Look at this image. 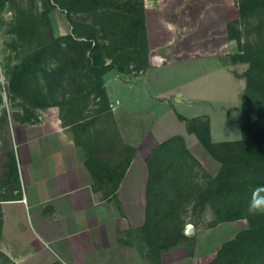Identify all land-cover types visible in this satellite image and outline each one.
Here are the masks:
<instances>
[{"label": "rangeland", "instance_id": "obj_1", "mask_svg": "<svg viewBox=\"0 0 264 264\" xmlns=\"http://www.w3.org/2000/svg\"><path fill=\"white\" fill-rule=\"evenodd\" d=\"M204 53L215 63L158 71L177 74L172 83L198 98H215L217 107L182 112H211L213 140H230L209 148L189 132L161 143L154 238L161 249L187 246L198 264H264V237L254 235L264 221L254 228L256 218L240 215L237 189L264 179L245 149L264 147V0H0V137L10 120L19 128L39 122L48 106L67 121L96 118L106 68L138 74ZM227 188L236 197L219 202ZM0 264L12 263L0 253Z\"/></svg>", "mask_w": 264, "mask_h": 264}, {"label": "crops", "instance_id": "obj_2", "mask_svg": "<svg viewBox=\"0 0 264 264\" xmlns=\"http://www.w3.org/2000/svg\"><path fill=\"white\" fill-rule=\"evenodd\" d=\"M211 56L158 62L138 74L107 70L96 118L67 121L48 106L39 122L19 128L10 120L0 137V253L12 264H198L187 246L158 253L152 171L163 141L189 135L178 114L208 118L214 142L230 139L213 140L211 112H182L217 107L215 98H198L172 83L177 74L158 70L205 68Z\"/></svg>", "mask_w": 264, "mask_h": 264}, {"label": "trees", "instance_id": "obj_3", "mask_svg": "<svg viewBox=\"0 0 264 264\" xmlns=\"http://www.w3.org/2000/svg\"><path fill=\"white\" fill-rule=\"evenodd\" d=\"M110 68H106L105 72L109 70ZM104 72V73H105ZM101 74L100 77V84H102V91L98 95L100 96V99H105V91L103 88V74ZM246 112V110H242V114ZM178 117L180 119H183L186 121L187 129L189 132H193L199 140L206 145V147H215L217 145H225L226 143L223 142H214L211 139L210 136V125H209V119L208 118H201V117H196L193 119H187L184 116L178 114ZM249 153H247V157L249 160V166L252 169L251 171H264V147L263 144H257L253 143L252 145H248L245 148ZM224 171H228L225 169ZM238 192L240 191V197L243 199L241 205L238 208V212L242 216H247L250 218H256L255 221H253V227H258L261 219H264V212H256V213H251L249 212V207L253 202L259 203V204H264V179H262V176L260 179H251V180H244L238 185ZM229 189L227 188L228 192ZM239 194L237 196H239ZM229 197V198H235L236 194L234 195L232 192H228L227 195L223 194L219 196L218 201L219 202H224V200ZM212 207L215 210V205L213 204ZM219 214V213H218ZM220 215V214H219ZM158 225V224H157ZM253 232V231H252ZM252 232H246L247 235L252 234ZM254 235L256 236H263L264 233H260L258 231L254 232ZM158 242V241H157ZM235 240L231 243H234ZM163 250L161 248H158V253Z\"/></svg>", "mask_w": 264, "mask_h": 264}, {"label": "clouds", "instance_id": "obj_4", "mask_svg": "<svg viewBox=\"0 0 264 264\" xmlns=\"http://www.w3.org/2000/svg\"><path fill=\"white\" fill-rule=\"evenodd\" d=\"M249 212L251 213L264 212V204L253 202L249 207Z\"/></svg>", "mask_w": 264, "mask_h": 264}, {"label": "water", "instance_id": "obj_5", "mask_svg": "<svg viewBox=\"0 0 264 264\" xmlns=\"http://www.w3.org/2000/svg\"><path fill=\"white\" fill-rule=\"evenodd\" d=\"M188 228H189L188 230H191V229H190L191 227H188Z\"/></svg>", "mask_w": 264, "mask_h": 264}]
</instances>
